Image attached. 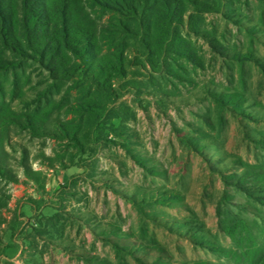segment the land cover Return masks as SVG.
<instances>
[{"label":"rangeland","instance_id":"rangeland-1","mask_svg":"<svg viewBox=\"0 0 264 264\" xmlns=\"http://www.w3.org/2000/svg\"><path fill=\"white\" fill-rule=\"evenodd\" d=\"M167 1L68 0L53 66L0 47V264L262 263L264 0Z\"/></svg>","mask_w":264,"mask_h":264},{"label":"trees","instance_id":"trees-1","mask_svg":"<svg viewBox=\"0 0 264 264\" xmlns=\"http://www.w3.org/2000/svg\"><path fill=\"white\" fill-rule=\"evenodd\" d=\"M90 1L104 5L109 0ZM113 1L117 5H126L127 0ZM16 4L19 13L14 10ZM67 4L68 0H0V47L22 58L29 57L30 52H37L49 66H53L60 47L69 53L86 48L88 35L73 20ZM172 4L171 0L164 2L165 9ZM16 18H19L20 35L15 28ZM79 37L83 38L81 42ZM10 67L13 62L0 56V71Z\"/></svg>","mask_w":264,"mask_h":264}]
</instances>
